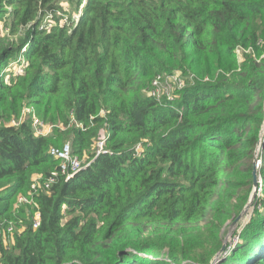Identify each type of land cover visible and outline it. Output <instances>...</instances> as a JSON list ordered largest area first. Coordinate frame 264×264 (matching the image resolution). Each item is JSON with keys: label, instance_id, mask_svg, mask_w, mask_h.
Instances as JSON below:
<instances>
[{"label": "trees", "instance_id": "trees-1", "mask_svg": "<svg viewBox=\"0 0 264 264\" xmlns=\"http://www.w3.org/2000/svg\"><path fill=\"white\" fill-rule=\"evenodd\" d=\"M3 20L0 65L26 61L0 82V264H208L253 189L257 148L262 195L219 264H264V0H0ZM169 71L194 84L162 105L148 91ZM28 105L49 134L29 115L11 123ZM67 141L94 160L47 188L49 149Z\"/></svg>", "mask_w": 264, "mask_h": 264}, {"label": "rangeland", "instance_id": "rangeland-1", "mask_svg": "<svg viewBox=\"0 0 264 264\" xmlns=\"http://www.w3.org/2000/svg\"><path fill=\"white\" fill-rule=\"evenodd\" d=\"M6 9H10V7H6ZM9 12H6V16H9ZM80 14H73L71 16V22L76 19L78 20ZM69 17V15L67 16ZM8 19V18H7ZM10 21V20H8ZM75 21V20H74ZM60 22L64 23L65 20L61 19ZM3 23L5 21L0 22V27L3 26ZM55 23V21L52 19H49L46 17L45 21H43L42 25H46L47 27H51ZM70 23V21H69ZM3 34H7L10 36L11 39H18V35H11L9 26H6L4 28ZM27 46L23 47V51H25ZM247 53V52H244ZM242 54V52H241ZM240 54V56H241ZM252 54V53H251ZM239 56V57H240ZM26 58L23 55H15L10 58H8L4 63L0 65V82L7 80L12 74H18L21 72V66H23V62L25 63ZM156 80V81H155ZM150 86V90L148 91V95H150L152 98L157 99L160 101V104H169L172 102H175L178 97H181L183 94H185V89L189 86H193L194 84V76L192 74H184L181 71H169L162 73L161 77H157ZM29 110L34 111V107L32 105H28L24 108L23 112V120L27 119V114ZM12 123V122H11ZM48 125H51L49 123H45ZM108 135L107 130H104L100 134V139L105 138ZM99 141V140H98ZM71 145V142H66ZM138 147V151L141 153L143 149L146 148V145L144 143H138L136 145ZM256 161H257V169L259 168L261 164V159L259 157V148L256 149ZM83 161V160H82ZM88 162V161H83ZM257 184L253 185V189L251 193L249 194V198L246 202V205L244 206L242 212L244 211V214H242L240 220L238 223L234 226H232L233 221L236 219L234 218L232 221L228 222V224L225 227V233H224V242L226 243V246L228 247L227 253L216 263L219 264L220 261L226 259L227 257H230L232 255V250L235 248V246L240 241V231L241 229L250 221L252 213L257 208V198L258 196L262 195V184L260 177V174H257ZM260 182V186H259ZM241 212V213H242ZM223 242V243H224ZM9 244V240L8 243ZM233 245V246H232ZM232 247V248H231ZM219 252V251H218ZM216 255L212 258L211 262L208 264H213L215 260Z\"/></svg>", "mask_w": 264, "mask_h": 264}, {"label": "built area", "instance_id": "built-area-1", "mask_svg": "<svg viewBox=\"0 0 264 264\" xmlns=\"http://www.w3.org/2000/svg\"><path fill=\"white\" fill-rule=\"evenodd\" d=\"M243 51L252 53L255 56V50H253L252 48L247 50L242 48H237L236 54L238 58L241 52ZM262 57H264V52L259 59H261ZM23 71H24V67L21 66V72H19L18 74H23ZM23 112L19 118L15 117L11 120L14 126H19L23 121ZM27 115L32 117V126L34 128L36 135L38 136L47 135L52 131L53 125L45 124V122L36 115L35 111L29 110ZM105 141H106V137L101 139L99 137V141L97 145L98 148L97 155H99L102 152H107V150L105 149V145H106ZM49 154L53 156L55 159H59L60 165H59V170L45 180V187L47 188L50 187L57 180L58 175H64L66 180H68L72 178L74 175H76L78 172L87 168L89 164L94 160L92 159L88 162H83L78 156L74 155L72 145H70L69 143H64L60 147H51L49 149ZM37 186H38V182L36 180L32 184V188L35 190ZM18 201L20 203L32 204L34 202V194L32 193L31 195H20ZM40 221H41V213L39 210H36L33 216L34 227H38L40 225ZM8 230L12 231L13 225H11Z\"/></svg>", "mask_w": 264, "mask_h": 264}, {"label": "water", "instance_id": "water-1", "mask_svg": "<svg viewBox=\"0 0 264 264\" xmlns=\"http://www.w3.org/2000/svg\"><path fill=\"white\" fill-rule=\"evenodd\" d=\"M257 161L255 158V165H254V184H257ZM242 214H244V211L242 213H240L236 219L233 221L232 226L236 225L238 223V221L240 220ZM228 251V247L226 246V243L224 242L221 249L219 250V252L216 254L215 260L213 262V264H216Z\"/></svg>", "mask_w": 264, "mask_h": 264}]
</instances>
